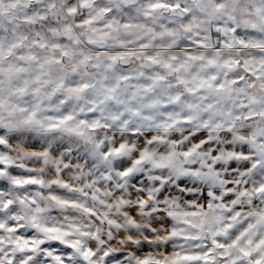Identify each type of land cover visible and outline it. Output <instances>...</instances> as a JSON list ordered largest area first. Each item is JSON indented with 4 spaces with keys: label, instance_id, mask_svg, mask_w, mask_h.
<instances>
[{
    "label": "snow or ice",
    "instance_id": "obj_1",
    "mask_svg": "<svg viewBox=\"0 0 264 264\" xmlns=\"http://www.w3.org/2000/svg\"><path fill=\"white\" fill-rule=\"evenodd\" d=\"M0 264H264V0H0Z\"/></svg>",
    "mask_w": 264,
    "mask_h": 264
}]
</instances>
